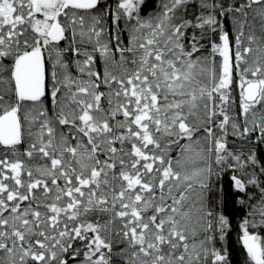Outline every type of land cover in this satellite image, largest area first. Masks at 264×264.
<instances>
[{
  "label": "snow or ice",
  "instance_id": "6c2138e0",
  "mask_svg": "<svg viewBox=\"0 0 264 264\" xmlns=\"http://www.w3.org/2000/svg\"><path fill=\"white\" fill-rule=\"evenodd\" d=\"M146 7L0 0V264H264V0Z\"/></svg>",
  "mask_w": 264,
  "mask_h": 264
},
{
  "label": "trees",
  "instance_id": "16d2710c",
  "mask_svg": "<svg viewBox=\"0 0 264 264\" xmlns=\"http://www.w3.org/2000/svg\"><path fill=\"white\" fill-rule=\"evenodd\" d=\"M158 2V0H147V7L145 11L142 12V15H149L153 11V3ZM230 219L232 220L233 224L236 225L238 222L243 218L245 210L242 209L238 204H234L231 199H229L226 209ZM229 247L231 251V259L233 264H243L244 261V250L237 242V232L233 231L231 234Z\"/></svg>",
  "mask_w": 264,
  "mask_h": 264
}]
</instances>
